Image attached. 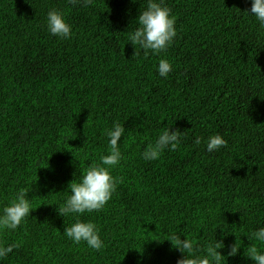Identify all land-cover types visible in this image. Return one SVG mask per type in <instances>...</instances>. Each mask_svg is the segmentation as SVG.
Masks as SVG:
<instances>
[{"label": "trees", "instance_id": "16d2710c", "mask_svg": "<svg viewBox=\"0 0 264 264\" xmlns=\"http://www.w3.org/2000/svg\"><path fill=\"white\" fill-rule=\"evenodd\" d=\"M147 2L0 0V213L21 188L33 205L0 231V244L15 245L0 264H176L172 232L200 252L222 242L225 264H255L251 248L264 251L253 235L264 227V27L246 12L251 0H164L176 37L164 52L134 54L128 36ZM53 8L72 25L69 39L48 32ZM161 59L173 67L167 79ZM116 122L120 183L79 217L100 230L95 250L64 235L75 214L57 209L108 153ZM170 127L182 132L179 147L144 160ZM215 134L227 144L208 152Z\"/></svg>", "mask_w": 264, "mask_h": 264}, {"label": "clouds", "instance_id": "9594fccd", "mask_svg": "<svg viewBox=\"0 0 264 264\" xmlns=\"http://www.w3.org/2000/svg\"><path fill=\"white\" fill-rule=\"evenodd\" d=\"M132 2L135 3L136 0ZM69 3L87 7L93 3V0H69ZM246 12L254 16L264 27V0H251V8ZM137 22L138 27L128 36L129 42L135 49L134 54L137 49L144 51L146 55L164 52L176 37V18L164 0H148L145 10L138 15ZM46 27L52 36L65 40L71 37L72 25L60 10L53 8L47 12ZM172 70L170 61L167 59L159 61L157 71L161 77L167 79ZM124 133L125 127L118 122L106 131L110 145L108 153L100 157L101 163L85 169L78 182L69 183L70 195L57 209L58 215L62 217L75 214V222L63 231L64 235L76 244L83 241L95 250H100L104 246L97 225L91 219L82 220L79 217L82 214L101 210L116 192L120 181L111 174V171L122 159L119 142ZM181 141L182 132L179 129L166 128L159 134L155 143L142 153L143 159L157 160L165 150H176ZM194 143L200 145L201 137L197 136ZM226 144L227 141L222 135L215 134L207 138L206 150L219 151ZM28 193L27 189H19L15 198L3 208L0 213V231L15 230L26 217L30 216L33 205ZM253 235L256 240L264 242V227L255 231ZM166 240L182 254L176 264H225L226 262V257L218 251L224 247L222 242L209 243L206 249L200 252L190 238L184 237L179 232L170 233ZM13 247L15 245L0 244V261L12 252ZM238 249L236 243L231 245L227 255L236 256ZM248 257L255 264H264V251H259L256 247L251 248Z\"/></svg>", "mask_w": 264, "mask_h": 264}]
</instances>
